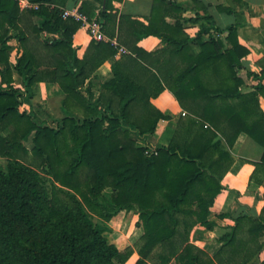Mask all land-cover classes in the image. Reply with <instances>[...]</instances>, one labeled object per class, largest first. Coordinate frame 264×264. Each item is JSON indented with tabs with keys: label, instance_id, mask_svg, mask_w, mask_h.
Returning <instances> with one entry per match:
<instances>
[{
	"label": "trees",
	"instance_id": "obj_1",
	"mask_svg": "<svg viewBox=\"0 0 264 264\" xmlns=\"http://www.w3.org/2000/svg\"><path fill=\"white\" fill-rule=\"evenodd\" d=\"M32 1L38 10L0 0V264H126L133 254L134 264H250L264 249V205L257 217L234 218L212 256L189 240L193 228L215 226L209 209L225 189L229 150L241 134L262 148L250 181L264 188V85L242 92L244 74L261 81L264 71H244L249 51L237 41V25L221 30L195 15L186 21L209 25L190 38L179 20L157 31L152 21L143 30L132 23L135 39L114 45L113 0L84 1L76 10L110 37L91 41L78 59L72 37L81 24L61 18L67 0ZM147 36L163 47H136ZM108 60L112 77L94 99L82 88ZM38 83L57 84L64 96L54 126L39 120L50 115L34 103ZM165 90L185 114L170 142L153 146L157 122L170 118L150 99ZM121 211L138 216L142 235L119 251L103 235Z\"/></svg>",
	"mask_w": 264,
	"mask_h": 264
},
{
	"label": "crops",
	"instance_id": "obj_2",
	"mask_svg": "<svg viewBox=\"0 0 264 264\" xmlns=\"http://www.w3.org/2000/svg\"><path fill=\"white\" fill-rule=\"evenodd\" d=\"M92 0H67L64 9L71 10L79 7L82 2ZM176 6H162L156 0H113L112 13L116 15V25L109 27V34H113L111 41H130L135 39L136 34L131 33V24L133 23L138 30H143L149 26L150 21L155 22L157 29L163 30V26L172 27L176 21L179 20L182 26V33L190 38L195 37L198 33L200 26H208V20H201L197 23L186 21L187 19L194 18L195 15L199 17L208 16L218 27L223 30L228 26L237 25L236 37L240 45L247 48L249 54L242 60L244 71L258 74L264 71V0H166ZM99 10V5L95 3ZM204 7H206L204 9ZM222 8V10L219 9ZM228 9L229 11L223 10ZM154 11V15L152 13ZM167 12V13H166ZM165 13V14H164ZM164 15L163 20L161 19ZM97 17V11L94 13ZM122 18V25L118 30L117 23L119 18ZM141 32V31H139ZM107 34V37H110ZM227 33H224V36ZM106 37V38H107ZM91 42L86 30L80 28L75 32L72 37V45L76 51L77 58L81 59ZM136 47L146 51L154 52L163 47L162 42L155 36H147L139 40ZM192 50L199 52L197 45L191 46ZM126 49V48H125ZM15 52V51H13ZM119 54L115 59L119 58ZM14 57V55H13ZM112 77L110 60L104 62L94 76L87 80L82 88V92L89 89L92 97L97 98L100 85ZM244 86L242 87L243 93H248L253 90V87L258 83L264 85V78L261 81L243 76ZM89 86V87H88ZM88 87V88H87ZM35 98L39 95V103L42 109L50 116L53 114L48 104L56 105L57 109L61 112V101L63 94L57 84L51 83H38L34 86ZM260 108L264 112V98L260 97ZM151 104L158 109L163 115L170 118V120H159L156 124L154 134L150 139L151 145L166 146L172 136L173 132L185 112L181 109L178 102L172 94L165 90L161 92L156 98L150 99ZM53 111V110H52ZM72 111V110H71ZM140 145L143 143L138 141ZM233 163L231 164L228 172L223 176L221 185L225 188L220 194L216 196L214 202L209 209L208 220L214 223V228L206 231L201 226H198L207 235L205 244H201L197 239V244L207 252L210 256L219 248L216 239L219 238L227 229L233 226V219L239 215H250L257 217L261 208L264 205V188L256 183L250 181V177L255 169L253 163L260 161L262 148L246 135L241 134L233 147L229 150ZM261 178V175H260ZM264 179V178H263ZM127 214L132 216V220L138 222V216L134 215L133 211H121L116 217L121 218ZM227 215L225 218L219 219L218 216ZM115 221V218H113ZM137 237L133 243H127L120 248L116 246L119 251L124 250L126 247L132 246L142 235V229L136 227ZM197 238H200L199 235ZM264 241V237L262 238ZM194 243L192 240L191 243ZM203 245V246H202ZM205 246L212 248V253L205 249ZM135 262L137 256L133 254ZM129 259V260H130ZM250 264H264V249L250 262Z\"/></svg>",
	"mask_w": 264,
	"mask_h": 264
},
{
	"label": "rangeland",
	"instance_id": "obj_3",
	"mask_svg": "<svg viewBox=\"0 0 264 264\" xmlns=\"http://www.w3.org/2000/svg\"><path fill=\"white\" fill-rule=\"evenodd\" d=\"M14 54H15V52L11 53L12 59H13ZM39 99H40L39 95H36V98L34 99V101L39 100ZM34 103H36V102H34ZM37 104H39V103H37ZM48 106H49L48 108H50V110H51V112H53V114L49 118V117H47V115L45 113H40V114L38 113L39 114V120L46 122V124H48L49 126H54L55 120L61 118L62 113H60V111L57 109L56 105L53 106V104L50 103V105L48 104ZM73 111H75L74 113L77 117L82 116V112L80 110H74L73 109ZM138 145H140V143H138ZM27 147H29V148L31 147V144L29 142L27 143ZM0 164L2 165V167H5L4 162H0ZM43 185L45 187H47V189L50 191V183L48 180L43 179ZM110 193L111 192L109 190L105 191L104 192L105 197L109 198ZM134 215H136V214L134 213ZM113 218H115V221ZM113 218L107 223V227L109 228L108 232L104 233V235H103L106 238L107 242L109 244L114 245V246L117 245V247H119V248L122 245H125L127 243H133L137 237V232L135 230L137 222L135 221V223H134V221L132 220L133 217L128 216L127 214L123 215L119 219H117L116 215ZM95 222H96V220H95ZM206 231H208V230H206ZM198 235L200 238H197ZM203 235L208 236V234H206L205 232H202V230L200 228H198V226H197L191 230V232L189 234V240H190V242L193 240L194 243L192 242V244H194L197 247H200L201 245L197 244L196 240L198 239L200 241V243L204 245L206 242L207 236L205 237ZM200 249H202V248H200ZM205 249L213 254L212 248L205 246ZM203 251H205V250H203ZM137 259H138V256H137L136 260ZM136 260H135V262H136ZM133 261H134V259L131 258L130 260H128L126 262V264H134L135 262H133Z\"/></svg>",
	"mask_w": 264,
	"mask_h": 264
},
{
	"label": "built area",
	"instance_id": "obj_4",
	"mask_svg": "<svg viewBox=\"0 0 264 264\" xmlns=\"http://www.w3.org/2000/svg\"><path fill=\"white\" fill-rule=\"evenodd\" d=\"M14 2L21 11H35L39 8V3H35L32 0H9ZM62 19H73L81 24V28L86 30V33L91 41L102 42L107 41V38L103 34L101 24L95 20V18L88 19L85 15L79 13L76 9L66 10L62 9ZM115 45L116 42L112 41ZM120 53H124V50L119 49Z\"/></svg>",
	"mask_w": 264,
	"mask_h": 264
}]
</instances>
